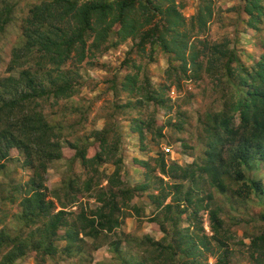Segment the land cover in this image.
<instances>
[{"label": "rangeland", "instance_id": "1", "mask_svg": "<svg viewBox=\"0 0 264 264\" xmlns=\"http://www.w3.org/2000/svg\"><path fill=\"white\" fill-rule=\"evenodd\" d=\"M40 1L0 0V9L12 7L10 21L0 32V81L8 76L19 78V70L14 72L10 65L12 51L20 49L22 43V20ZM146 1H152V7L158 4L161 7L164 3V0H143ZM251 2L172 0L163 4V9L173 6L183 19V25L177 30L186 45L185 56L193 47L199 55L198 62L203 68L199 66L197 72L190 62L183 70V62L178 60L177 54L166 53L156 36L139 44V34L142 36L162 25L159 15L148 26H140L137 36L126 39L113 36L106 51L95 56L86 52L81 63L68 61L58 71L50 65L43 72L32 68L37 86H48V79H57L60 73L72 78L69 82L73 93L69 97L49 95L36 98L33 103L60 135L62 145V160L49 164L44 174L49 198L55 189H60L63 176L72 173L82 176L81 180L94 177L98 186L67 211L78 213L84 208L101 206L98 194L118 189H110L106 178L116 169L118 172V167L124 188L143 184L146 191L133 193L131 200L126 202L125 210L129 214L113 234L101 235L96 241L86 238L81 256L68 259L61 255L59 251L64 243L57 240L54 242L57 254L52 258L30 251L14 264H157L150 243L173 245V238L186 233L187 228L194 236L204 234L211 238L210 209L218 210L223 223L219 238L225 245L222 249L215 240H210L212 253L225 256L226 264H257L251 257L250 244L254 237L264 233V193L248 191L245 187L239 190L242 182L230 178L225 179L228 188L220 192L210 185L203 171L204 151L210 137L206 131L209 124L206 114L220 112L231 88L220 70L227 59L221 56L218 60L213 55L215 48L231 52L238 59V65L231 63L237 70L232 72L233 80L243 77L246 70L252 71L264 53V0H258V10L254 14L246 10ZM200 7H207L204 23H199L201 30L192 19ZM208 59L218 60L211 72L204 70ZM127 76L134 79L128 81ZM238 124L239 114L234 126ZM103 138L112 145L110 161L83 168L74 160L68 171V163L75 155L74 146L85 157L92 158L106 148ZM23 162L22 150L13 148L0 173V230L25 236L28 230L16 217L22 194L15 190L26 188L32 177V171L22 167ZM162 164L165 173L160 170ZM241 171L245 181L259 180L264 187L262 162L252 160L250 165L242 166ZM186 193L193 196L189 205L181 202ZM150 194L160 198L162 205L157 207ZM10 195L16 196L14 203L6 200ZM118 203L122 206L123 202ZM168 204L169 210L163 208ZM63 233L60 230L57 237ZM163 239L166 240L163 242ZM176 253L178 264L190 260ZM199 260L201 264L217 263L214 254L203 250Z\"/></svg>", "mask_w": 264, "mask_h": 264}, {"label": "trees", "instance_id": "2", "mask_svg": "<svg viewBox=\"0 0 264 264\" xmlns=\"http://www.w3.org/2000/svg\"><path fill=\"white\" fill-rule=\"evenodd\" d=\"M170 1L172 0H164V3ZM257 3L258 0H252L246 10L254 14L258 10ZM152 4V1L144 3L143 0H41L30 8L26 18L22 20V43L20 49L12 51L10 64L14 72L19 70V78L8 76L0 81V173L5 160L9 159L10 150H22V167L30 169L32 177L26 188H15L17 193L22 194L16 217L28 230V234L11 235L4 229L0 230V264H14L30 251L41 257L52 258L57 254L54 245L57 240L64 243L59 251L61 255L68 259L81 256L84 240L88 238L96 241L101 235L104 237L113 234L121 227V220L129 214L125 210L126 202L131 200L133 193L146 191L143 184L124 188L119 180L118 167V172L116 169L112 175L106 177L110 189H118L110 193L101 191L97 197L101 206L88 210L84 208L78 213L67 211L68 207L79 203L84 194L94 191L98 186L94 177L81 180L82 176L69 173L71 164L77 160L85 168L110 161L112 145L107 144L103 138L106 148L103 147L92 158L85 157L76 146L73 147L75 155L68 163L69 174L63 176L60 189H55L49 198L44 185V174L49 164L62 160V145L60 135H57L41 112L35 109L33 103L36 98L49 95L56 98L69 97L73 93L69 82L72 78L67 73H60L57 79H48V86H37L34 84L32 68L37 67L39 72H43L50 65L58 71L68 61L81 63L86 58V52L95 56L106 51V45L113 36L122 39L137 36L139 27L148 26L157 15L161 16L162 25L142 36L139 34V44L156 36L166 53L177 54L178 60L183 62V70L189 62L194 72H197L199 66L203 68V64L198 62L199 55L194 47L185 56L186 45L183 43L182 34L177 30L183 25V19L177 10L173 6L163 9V4L161 7L160 4L152 7ZM206 9L207 7H200L192 18L197 21L199 30V23H204ZM11 11L12 7L0 9V32L10 21ZM214 51L213 55L218 60L221 56L227 59L220 70L232 90L230 88L229 94L225 95L220 112L206 114L209 123L206 131L210 137L204 151L203 171L208 176L210 185L220 192L228 188L225 179L230 178L242 182L239 190L245 187L248 191L264 193L261 181H245L241 171L242 166L250 165L252 160L264 164V53L252 71L246 70L243 77L233 80L232 72L237 70L231 67V63L238 65V59L231 52H223L217 48ZM215 61L208 59L204 70L213 71ZM50 72L52 71H48ZM133 79L131 76L126 77L128 81ZM237 114L239 124L235 127ZM226 146L228 149H225ZM114 163L118 165L115 161ZM160 168L165 173L164 164ZM178 189L176 186L175 190ZM6 198L10 203L17 199L15 195ZM150 198L157 207L162 205L160 198L152 194ZM192 198L193 196L186 193L181 202L189 205L188 203L193 202ZM117 200L123 202L122 206H118ZM173 202L177 203L175 205L179 204L177 199ZM201 202L198 201V206ZM163 208L169 210L170 205H164ZM205 208L209 210V205ZM208 213L211 238L204 234L201 237L194 236L187 228L186 233L173 238V245L149 241L154 248L151 252L155 253L153 258L158 261L157 264H178L176 252L190 259L185 264H201L199 259L202 250L214 254L217 258L216 264H226L225 256L212 253L209 244L210 240H215L219 248H224L225 245L219 238L221 232L223 233V223L218 217V210L210 209ZM196 227L198 228V224ZM60 230L64 233L57 237ZM198 230L201 232L202 228L199 227ZM165 236L167 237L166 234ZM250 249L255 262L264 264V233L252 239Z\"/></svg>", "mask_w": 264, "mask_h": 264}]
</instances>
